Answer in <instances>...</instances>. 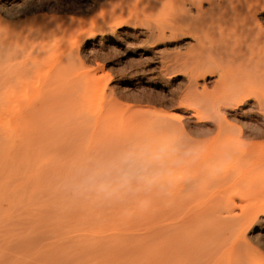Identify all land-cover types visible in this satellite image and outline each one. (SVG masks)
Wrapping results in <instances>:
<instances>
[{"label":"bare ground","instance_id":"1","mask_svg":"<svg viewBox=\"0 0 264 264\" xmlns=\"http://www.w3.org/2000/svg\"><path fill=\"white\" fill-rule=\"evenodd\" d=\"M68 6L95 9L96 13L103 12L104 17L106 11L110 20H122L124 25L117 31L108 29L107 38L119 41L124 53L129 46H134L137 60L151 61V69L133 71L134 81L123 87L126 95H132V100L138 105L154 103L156 98L171 108L176 104L179 109H184L186 124L191 121L187 109L198 117L207 116L213 121V130L210 129L213 134L203 143L182 142L178 145L180 148L168 151L163 144L164 138L169 135L168 123L163 119L151 121L152 111H141L142 105L138 109V105L136 108L132 106L133 112L123 113L122 107L117 105L119 101L101 108L103 114L96 120L85 122L81 110L77 108L81 90L75 84H69L72 80L67 82L66 89H60L61 92L58 86L38 87L40 94L37 103L32 100L35 103L16 104L14 112H10L15 118V127L33 135L36 143L51 145L50 142H53L57 146L75 147L89 142L97 148L113 149V154L99 155L107 163L114 162L110 160L113 156L117 158L118 155L119 161V157L140 147H159V152H153V161L157 164L152 181L157 223L151 234H154L153 264H264V217L257 221L256 233L262 238L259 250L239 239V230H235L239 227H233V223L230 224L223 214L220 217L216 215L218 208L226 204V200L225 203L222 200L238 189L236 181L249 179L254 187H249V190L254 189L251 193L255 191L256 194L258 190L260 195L263 193L262 197L264 195V30L257 18L258 12L264 18V0H30L23 10L21 5V8L18 7L23 16L38 11L51 14L33 16L27 23H18L14 29L0 23V115L6 112L10 114L8 110L12 106L7 109L11 101L8 94L19 71L24 79L39 82L36 69L41 67L43 57L40 59L41 53L37 51L38 54L32 53L37 41H49L50 50L44 49L46 52L42 53L46 56L45 63H52L58 42L76 33L79 26H76L77 21L69 18L68 14L64 16L65 7ZM130 18H135L136 23L129 22ZM185 39L188 41L185 42ZM172 44L177 49L168 51L172 46L168 50L167 46ZM206 73L216 76L211 91L199 82L201 75L203 77ZM176 76L182 79V83L175 88L172 77ZM103 84L100 85L104 87ZM99 88L101 92L104 89ZM111 93L112 88L108 91V97ZM94 104L92 106L95 107ZM221 111L233 117L232 121L235 122H228ZM244 129L251 139L258 138L260 141L248 140L250 138L244 135ZM15 131L14 134L17 133ZM98 181L106 184L107 191H116L115 187L123 186L121 181L111 176L108 179L99 177ZM178 182L181 184L175 188L174 184ZM130 185L135 187L130 182L126 186L130 188ZM234 214L232 218L229 217L231 220ZM209 215L215 219L211 223H208V219V222L204 220ZM239 216L235 217L237 220L234 219L236 223L240 221ZM173 220L177 223L171 224ZM164 222L168 225L163 226Z\"/></svg>","mask_w":264,"mask_h":264},{"label":"rangeland","instance_id":"2","mask_svg":"<svg viewBox=\"0 0 264 264\" xmlns=\"http://www.w3.org/2000/svg\"><path fill=\"white\" fill-rule=\"evenodd\" d=\"M25 1L7 0L6 2V0H0V23L14 29L18 23H27L29 18L31 19L33 16L51 14L38 11L33 15L23 16L22 10L30 3V0L29 2ZM23 3L26 4L25 7ZM15 7L22 10L18 8L17 12ZM65 10L64 16L68 14V17L70 16L77 21L76 26L79 25L77 28H82L77 29L71 37L58 42L55 54L53 53L52 63H45L46 56L44 53L47 48H51L49 47L51 44H48L49 41H37L32 53H41L39 58L43 57L41 67L36 69V77L39 78V82L24 79L21 71H19L17 73L18 77H14V84L12 83L9 90L8 98L11 101L7 109H10L11 106L12 108L8 112L13 113L17 105L22 106L27 102L37 103L40 94V92H37L38 87L42 88L50 85L58 86V90H62L63 87L66 89L67 82L69 83L70 80L73 82L71 81L69 84H75L81 90L77 108L81 110L83 120L86 119L85 122L92 119L96 120L99 115L103 114L105 106L111 102L118 103L117 101H119L120 103L117 105L122 107L123 113H128L132 108H136L138 103L132 100V95L128 96L123 92V87L134 81L133 71L136 69H151V61L148 59L137 60L134 55V46H129L130 48L128 47L124 53L119 41L107 38L109 28L117 31L124 25V22L116 19L110 20L106 11H104V17L103 12L96 13L95 9H84V7L76 9V7L68 6L65 7ZM257 16L260 27L264 30V18L260 16V12L257 13ZM129 22L135 24L136 20L130 18ZM80 23L82 24L80 25ZM184 41L187 42L188 39ZM174 45L167 46L166 49L168 50L172 46L168 51L176 50L177 46L175 45L176 48H174ZM59 63L63 64L58 66ZM79 67L80 69H78ZM19 74H21V77ZM203 77L201 75L199 78L200 84L211 91L216 80L215 74L206 73L203 74ZM172 79V85L175 88L181 85L180 82L182 83V81L180 80L182 79L180 77L176 76ZM60 81L64 84L60 85ZM56 82L60 84H56ZM98 84L101 88H104L102 92L100 88L98 89ZM100 84H103L104 87ZM111 88L113 93L108 97V91ZM99 93L103 95L100 96L101 99ZM112 98L117 100L110 101ZM32 100L36 101L32 102ZM13 101L14 104L11 105ZM93 101H95V104ZM93 104L95 107L92 106ZM96 106L98 109H96ZM139 106H141V111H152L151 121L163 119L168 123L170 127L169 135L164 138L163 142L165 147H168V151L180 148L178 145L182 142L192 141L196 144L200 141L203 143L205 138L207 140L213 134L211 133L213 121L204 115L201 117L194 115V112L190 109H187V115L190 116L191 120L189 125L185 123L183 118L184 109H179L176 104L171 108L160 98H156L154 103L139 104L136 109ZM142 107L146 108L142 109ZM131 111L133 112L134 109ZM11 113L8 115L6 112L0 115V264H151L154 258V238L152 239L154 234H151L154 233L157 224L156 198L153 190L154 170L157 164H154L153 154L161 149L155 146L140 147L127 152L121 158L119 157V161L118 155H116L117 158L112 155L113 157L110 160L114 162L109 163V161L107 163L105 158L101 159L99 155L101 153L111 154L113 149L108 148L106 150L103 148V150L89 142V145L85 142L75 147L59 145L58 147L53 142H50L53 145L52 147H50L51 145L36 143V138L33 135L25 133L21 129L19 130L17 126L15 127L16 123L13 121L14 117ZM221 114L225 116L228 122H235L232 121L233 117L230 118L224 111H221ZM6 116L7 118H5ZM10 122H12L11 125ZM9 126L12 128V132ZM13 128L15 129L13 130ZM14 131L17 133L14 134ZM181 134H184V136ZM244 135L250 138L248 140L260 141L258 138L251 139L252 137L245 129ZM25 138L27 141L23 140ZM34 144L37 145L34 146ZM38 144L42 148H39ZM35 148L36 150H34ZM108 176L121 181L123 186L115 187L116 191H107L106 184L98 180L99 177L108 179ZM134 180L136 181L134 182ZM241 181L243 182L241 183ZM241 181L235 182L238 189L236 188L237 190L228 197L229 199L222 200L223 202L226 200L225 207L223 205L219 207L216 215L220 217L219 215L223 214L222 216L227 218L230 224L233 223V227H239L235 230L237 232L239 230L237 234L240 240L250 243L249 245L252 248L259 249L262 238L257 236L256 231L258 230L257 221L260 220L259 218L264 217V195L262 197L263 193L261 192L260 195L258 190H256L257 195L254 194L255 191L251 193L254 189L249 190V187H254L249 179ZM128 182L135 187L130 185V188H128L126 186ZM180 184L178 182L174 184V187L177 188ZM244 185L246 186L244 187ZM117 189L122 192L117 191ZM249 191L251 194H249ZM236 192L240 194L237 195ZM246 194L250 196H246ZM231 196H234L235 199L232 197L234 201ZM257 198L259 201L256 200ZM253 200L254 202H252ZM249 202L250 205L253 204L252 207ZM236 205L237 208H235ZM244 205L247 206V209ZM233 210L234 212H230ZM226 212L231 215H226ZM257 213L258 217L256 216ZM233 214L235 217L240 214L238 223L234 220L235 217L233 218L235 222L229 218H232ZM207 219L210 221L208 222ZM204 220L211 223L215 219L213 220L212 216L209 215ZM173 221L171 224L177 223L178 219L175 220L176 222ZM162 225L166 226L168 224L164 222Z\"/></svg>","mask_w":264,"mask_h":264}]
</instances>
